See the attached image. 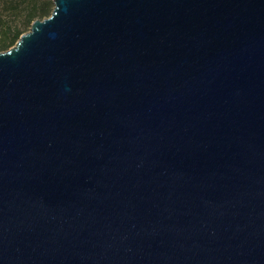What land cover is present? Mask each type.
Listing matches in <instances>:
<instances>
[{"label":"water","instance_id":"obj_1","mask_svg":"<svg viewBox=\"0 0 264 264\" xmlns=\"http://www.w3.org/2000/svg\"><path fill=\"white\" fill-rule=\"evenodd\" d=\"M0 53V264H264V0H52Z\"/></svg>","mask_w":264,"mask_h":264},{"label":"trees","instance_id":"obj_2","mask_svg":"<svg viewBox=\"0 0 264 264\" xmlns=\"http://www.w3.org/2000/svg\"><path fill=\"white\" fill-rule=\"evenodd\" d=\"M39 6V0H1L4 10H8L11 14L15 15L16 9L23 6L26 8L25 14L23 15L24 28L30 27L31 23L35 20L42 18L49 13L50 1L45 0ZM40 8V9H39ZM0 19V50H8L13 47L19 37L22 35L20 29L12 27H2Z\"/></svg>","mask_w":264,"mask_h":264},{"label":"rangeland","instance_id":"obj_3","mask_svg":"<svg viewBox=\"0 0 264 264\" xmlns=\"http://www.w3.org/2000/svg\"><path fill=\"white\" fill-rule=\"evenodd\" d=\"M49 1H50V4H51L49 13H47L46 16H44L42 18H39L37 20H43V19H46V18L49 17V15H50V13L52 11V8H53L52 0H49ZM43 3H46V1L45 0H39V6L42 5ZM25 9L26 8L21 6L18 9H16L15 15H13L8 10H4L3 5L1 3V0H0V19H1V22H2V27H12V28L15 27V28H18V29H20L22 35L27 33L29 31L30 27L24 28L23 27L24 26L23 19H22L23 15L25 14V11H26ZM0 38H1V34H0ZM8 50H2V51L0 50V53L6 52Z\"/></svg>","mask_w":264,"mask_h":264}]
</instances>
